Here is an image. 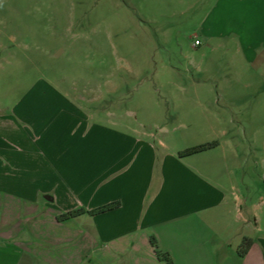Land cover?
<instances>
[{
	"label": "crops",
	"instance_id": "0c3cea01",
	"mask_svg": "<svg viewBox=\"0 0 264 264\" xmlns=\"http://www.w3.org/2000/svg\"><path fill=\"white\" fill-rule=\"evenodd\" d=\"M203 3L197 46L228 58L238 83L264 92V0ZM30 108L0 116V264H165L151 236L174 264H264L255 204L237 194L247 160L237 142L180 156L107 130L100 147L93 130L82 134L80 110ZM59 186L67 208H54ZM115 201L106 212L56 219ZM244 238L251 245L240 256Z\"/></svg>",
	"mask_w": 264,
	"mask_h": 264
},
{
	"label": "rangeland",
	"instance_id": "374dc122",
	"mask_svg": "<svg viewBox=\"0 0 264 264\" xmlns=\"http://www.w3.org/2000/svg\"><path fill=\"white\" fill-rule=\"evenodd\" d=\"M203 1L0 0V116L75 108L100 147L107 130L178 153L232 139L247 159L237 194L264 230V92L195 44Z\"/></svg>",
	"mask_w": 264,
	"mask_h": 264
},
{
	"label": "trees",
	"instance_id": "16d2710c",
	"mask_svg": "<svg viewBox=\"0 0 264 264\" xmlns=\"http://www.w3.org/2000/svg\"><path fill=\"white\" fill-rule=\"evenodd\" d=\"M215 145H216V142H211V143H204V144H200L197 146L189 147V148H186L185 150H183L182 152H180L179 155L180 156L194 155V154L206 151V150L214 147ZM119 206H120V202L115 201V202H111V203H107L105 205L99 206V207L92 209V210H89V211H87L83 208L73 209V210L61 213L60 215H58L56 217V219L58 221H65L68 219L76 218V217H78L82 214H85V213L90 214V215H94V214H98V213H102V212L112 210V209L117 208ZM150 243H151L153 250L155 252V255L159 261H163V262H165V264H174L169 253L166 251H163L159 247L154 236L150 237ZM250 245H251V240L244 238L241 245L238 248V254L240 256H244L246 254V252L248 251Z\"/></svg>",
	"mask_w": 264,
	"mask_h": 264
},
{
	"label": "built area",
	"instance_id": "2783aa9c",
	"mask_svg": "<svg viewBox=\"0 0 264 264\" xmlns=\"http://www.w3.org/2000/svg\"><path fill=\"white\" fill-rule=\"evenodd\" d=\"M195 44H196V45H198V44H199V42H198V41H195Z\"/></svg>",
	"mask_w": 264,
	"mask_h": 264
}]
</instances>
